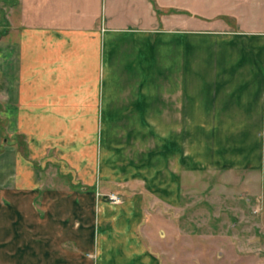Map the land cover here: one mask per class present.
Segmentation results:
<instances>
[{
  "label": "crops",
  "instance_id": "crops-1",
  "mask_svg": "<svg viewBox=\"0 0 264 264\" xmlns=\"http://www.w3.org/2000/svg\"><path fill=\"white\" fill-rule=\"evenodd\" d=\"M8 21L0 264H165L147 212L170 217L199 171L255 175L264 197V0H19ZM23 216L63 237L19 256Z\"/></svg>",
  "mask_w": 264,
  "mask_h": 264
},
{
  "label": "rangeland",
  "instance_id": "rangeland-1",
  "mask_svg": "<svg viewBox=\"0 0 264 264\" xmlns=\"http://www.w3.org/2000/svg\"><path fill=\"white\" fill-rule=\"evenodd\" d=\"M16 1L19 0H0V37L9 31L10 6ZM4 138H7L6 135ZM13 140L21 148L26 147L24 137L15 136ZM12 142L10 138L8 143ZM197 174L194 180L184 181L181 205L175 213L172 211L170 217L147 212L146 225L149 223V227L145 235L153 249L165 264H264V197H260L263 194L260 184L255 183V175L239 174L231 169H224L218 174L208 171ZM115 180L121 181V178L116 176ZM105 195L114 205L124 202L123 198L121 202L111 200L112 195L119 196L117 193ZM112 207L109 213L115 220L118 214ZM23 221L27 224V227L22 224L24 228L31 229L36 235L27 236L28 230L21 229L20 223L21 230L17 232L21 241L17 243L19 256H24L26 239L27 242L33 238L54 241L63 237L57 226L39 225L34 228V224L25 222V216ZM88 233L89 228H86ZM10 238H13L11 231L4 235L0 233V239ZM116 239L117 236L111 233V240L106 241L105 254L120 253ZM113 249L114 252L110 253L109 250Z\"/></svg>",
  "mask_w": 264,
  "mask_h": 264
},
{
  "label": "built area",
  "instance_id": "built-area-1",
  "mask_svg": "<svg viewBox=\"0 0 264 264\" xmlns=\"http://www.w3.org/2000/svg\"><path fill=\"white\" fill-rule=\"evenodd\" d=\"M110 198H111V200H115L116 202H121L122 201V197H119L117 195H112Z\"/></svg>",
  "mask_w": 264,
  "mask_h": 264
}]
</instances>
